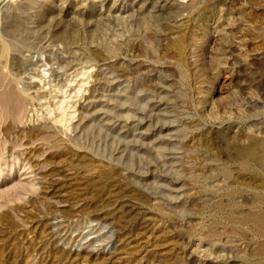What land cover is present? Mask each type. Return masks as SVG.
Here are the masks:
<instances>
[{"label": "rangeland", "instance_id": "rangeland-1", "mask_svg": "<svg viewBox=\"0 0 264 264\" xmlns=\"http://www.w3.org/2000/svg\"><path fill=\"white\" fill-rule=\"evenodd\" d=\"M154 1L0 0V264H264V0Z\"/></svg>", "mask_w": 264, "mask_h": 264}, {"label": "bare ground", "instance_id": "bare-ground-1", "mask_svg": "<svg viewBox=\"0 0 264 264\" xmlns=\"http://www.w3.org/2000/svg\"><path fill=\"white\" fill-rule=\"evenodd\" d=\"M166 1L167 0H156V1H154V3L152 2L153 7L158 8L155 11L161 10V8H163V6L166 4ZM11 89L7 88L6 90H3L2 92H0V107H4L6 109V108H11L12 106H13L12 108H14L15 106L18 107V105H20L19 103H21L20 102L21 98H20L19 94L16 91H13V89L12 90ZM258 216H259L258 220L261 219L262 221H264V213L261 216H260V214H258L257 217ZM261 222H260V224H261Z\"/></svg>", "mask_w": 264, "mask_h": 264}]
</instances>
